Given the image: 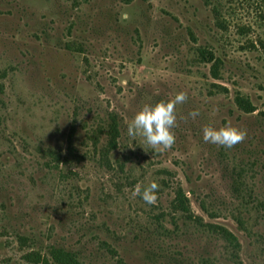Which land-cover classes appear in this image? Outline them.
<instances>
[{
    "label": "rangeland",
    "instance_id": "374dc122",
    "mask_svg": "<svg viewBox=\"0 0 264 264\" xmlns=\"http://www.w3.org/2000/svg\"><path fill=\"white\" fill-rule=\"evenodd\" d=\"M179 91L170 149L128 140L144 104ZM226 124L244 139L203 141ZM153 181L154 205L132 195ZM53 248L264 264V0H0V264H59Z\"/></svg>",
    "mask_w": 264,
    "mask_h": 264
},
{
    "label": "clouds",
    "instance_id": "9594fccd",
    "mask_svg": "<svg viewBox=\"0 0 264 264\" xmlns=\"http://www.w3.org/2000/svg\"><path fill=\"white\" fill-rule=\"evenodd\" d=\"M187 100V92L179 91L169 100H161L155 104H144L133 118L126 122L125 136L133 142H137L138 138L142 139V142H137L136 145L141 146L146 152L145 146H147V149H151L154 154L170 149L175 143L173 129L177 123L176 107ZM199 114L198 109L188 113L192 118ZM245 135L244 131L229 124L219 128L205 125L202 129L204 142L226 149H230L239 143ZM158 187L159 185L155 181L144 186L143 189L137 184L132 195H139L146 204L154 205L157 201Z\"/></svg>",
    "mask_w": 264,
    "mask_h": 264
},
{
    "label": "trees",
    "instance_id": "16d2710c",
    "mask_svg": "<svg viewBox=\"0 0 264 264\" xmlns=\"http://www.w3.org/2000/svg\"><path fill=\"white\" fill-rule=\"evenodd\" d=\"M208 59V58H207ZM209 61H213L212 58L208 59ZM221 61L219 59H216L213 66H212V72L213 75L217 78L218 77V69L217 66L220 64ZM177 198V205L179 210H181L183 213L189 214V207L187 205V198L183 192H179ZM221 231L223 237L225 240H227L229 243H231L234 246H237V239L236 237L230 233L228 230L224 228H219ZM53 257L55 261L59 264H82L77 257L74 255V253L70 251H66L63 248H53Z\"/></svg>",
    "mask_w": 264,
    "mask_h": 264
}]
</instances>
